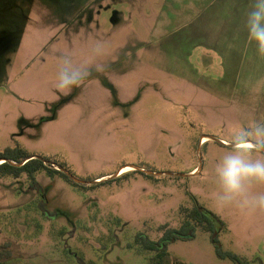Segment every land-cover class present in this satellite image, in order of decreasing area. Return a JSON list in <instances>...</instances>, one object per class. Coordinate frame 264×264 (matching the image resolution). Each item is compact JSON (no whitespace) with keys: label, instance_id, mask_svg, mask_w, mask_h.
<instances>
[{"label":"rangeland","instance_id":"1","mask_svg":"<svg viewBox=\"0 0 264 264\" xmlns=\"http://www.w3.org/2000/svg\"><path fill=\"white\" fill-rule=\"evenodd\" d=\"M216 10L217 0H0V152L20 147L80 182L43 170L40 191L26 174L0 177V264H156L137 237L160 240L195 207L217 217L223 250L264 264V216L213 197L230 130L264 119L259 59L236 84L239 57L203 22ZM96 41L107 69L58 91L59 53L89 61ZM161 264L234 263L200 228Z\"/></svg>","mask_w":264,"mask_h":264},{"label":"clouds","instance_id":"2","mask_svg":"<svg viewBox=\"0 0 264 264\" xmlns=\"http://www.w3.org/2000/svg\"><path fill=\"white\" fill-rule=\"evenodd\" d=\"M245 27L247 40L264 59V0H254ZM103 44L96 41L89 61L79 60L71 50L59 53L55 88L68 93L80 87L93 72H104ZM237 111H239L237 109ZM227 148L214 164L213 194L217 207H235L242 213L264 216V119H248L234 126Z\"/></svg>","mask_w":264,"mask_h":264},{"label":"trees","instance_id":"3","mask_svg":"<svg viewBox=\"0 0 264 264\" xmlns=\"http://www.w3.org/2000/svg\"><path fill=\"white\" fill-rule=\"evenodd\" d=\"M33 157L20 147L8 148L3 152H0V160L6 159L7 162L0 164V177H13L15 179L20 178L26 174L32 180V186H38L35 175L38 172L45 170L50 176L58 174L68 182L79 186L70 177H68L63 171L56 170L45 165V161L39 159H30L22 166H16L9 161H14L21 164L27 158ZM64 169L65 166H61ZM39 190V186L37 187ZM41 191V190H40ZM46 212V211H45ZM218 223L217 217L210 211L195 207L191 210L186 211L185 221L179 229H167L164 231L163 236L160 240L154 242L147 240L143 235L137 237V241L143 247L145 251L155 252L156 264H161L164 257L168 255V247L179 240H191L196 237L198 229H203L210 233L211 242L215 248L217 256L221 259H230L234 264H244L236 255L231 252L223 250L221 241L219 239L218 230L216 228Z\"/></svg>","mask_w":264,"mask_h":264},{"label":"crops","instance_id":"4","mask_svg":"<svg viewBox=\"0 0 264 264\" xmlns=\"http://www.w3.org/2000/svg\"><path fill=\"white\" fill-rule=\"evenodd\" d=\"M253 2L254 0H217V18L211 16V18L203 21L204 24L217 23L216 29L212 27L209 29L213 31L210 32L213 33V38H217V45L221 42V48L228 49V53L225 55H231L233 59L239 57V61L235 59L236 84L243 79V76L245 80L252 81L250 76L247 75L250 72L248 66L250 65L249 57L251 56L258 57L257 60L259 59L260 64L257 65V71L264 73V59L257 55L255 45L249 44L247 40L245 22ZM216 13L210 12L209 15L213 14L215 16ZM205 39H208V35H205Z\"/></svg>","mask_w":264,"mask_h":264},{"label":"water","instance_id":"5","mask_svg":"<svg viewBox=\"0 0 264 264\" xmlns=\"http://www.w3.org/2000/svg\"><path fill=\"white\" fill-rule=\"evenodd\" d=\"M209 138V137H208ZM221 143H223V142H221ZM224 144V143H223ZM30 159H34L33 157H29V158H27L25 161H23L21 164L22 165H24L28 160H30ZM2 160H4L5 162H7V160L6 159H2ZM2 160H0V161H2ZM59 171H63L68 177H70V179H72L75 183H78V184H80V182L76 179V178H74L70 173H68L67 171H65V170H63L62 168H59ZM150 174H153V173H150ZM163 174H166V173H163ZM170 175H173V176H188V175H184V174H176V173H170ZM191 175H193V174H191Z\"/></svg>","mask_w":264,"mask_h":264},{"label":"bare ground","instance_id":"6","mask_svg":"<svg viewBox=\"0 0 264 264\" xmlns=\"http://www.w3.org/2000/svg\"><path fill=\"white\" fill-rule=\"evenodd\" d=\"M206 139L208 140V137L204 138L203 142H204ZM130 170H132L131 167H128V168L126 167V169L121 170V173H122V171H123V172H127V171H130Z\"/></svg>","mask_w":264,"mask_h":264},{"label":"built area","instance_id":"7","mask_svg":"<svg viewBox=\"0 0 264 264\" xmlns=\"http://www.w3.org/2000/svg\"><path fill=\"white\" fill-rule=\"evenodd\" d=\"M1 162V161H0ZM5 162V161H4ZM9 162H11V163H13V164H15L14 162H12V161H9Z\"/></svg>","mask_w":264,"mask_h":264}]
</instances>
